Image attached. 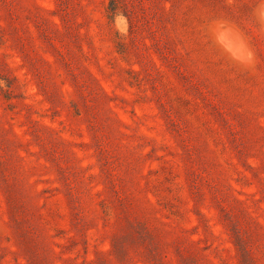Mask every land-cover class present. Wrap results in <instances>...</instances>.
I'll return each instance as SVG.
<instances>
[{
  "label": "rangeland",
  "instance_id": "374dc122",
  "mask_svg": "<svg viewBox=\"0 0 264 264\" xmlns=\"http://www.w3.org/2000/svg\"><path fill=\"white\" fill-rule=\"evenodd\" d=\"M256 3L0 0V264H264Z\"/></svg>",
  "mask_w": 264,
  "mask_h": 264
},
{
  "label": "clouds",
  "instance_id": "9594fccd",
  "mask_svg": "<svg viewBox=\"0 0 264 264\" xmlns=\"http://www.w3.org/2000/svg\"><path fill=\"white\" fill-rule=\"evenodd\" d=\"M251 20L259 29H264V0H257L251 10ZM204 43L213 53L220 55L225 63L244 71L257 64V51L245 29L229 17L209 18L202 25ZM227 37V44L223 38Z\"/></svg>",
  "mask_w": 264,
  "mask_h": 264
}]
</instances>
